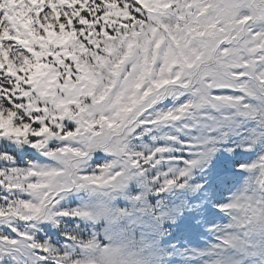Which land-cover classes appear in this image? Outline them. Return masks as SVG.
<instances>
[{"label":"snow or ice","instance_id":"obj_1","mask_svg":"<svg viewBox=\"0 0 264 264\" xmlns=\"http://www.w3.org/2000/svg\"><path fill=\"white\" fill-rule=\"evenodd\" d=\"M0 264H264V0H0Z\"/></svg>","mask_w":264,"mask_h":264}]
</instances>
